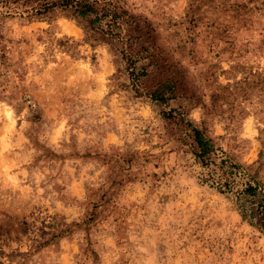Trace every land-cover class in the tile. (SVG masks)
<instances>
[{
	"label": "rangeland",
	"instance_id": "obj_1",
	"mask_svg": "<svg viewBox=\"0 0 264 264\" xmlns=\"http://www.w3.org/2000/svg\"><path fill=\"white\" fill-rule=\"evenodd\" d=\"M96 1L0 0V264H264V0Z\"/></svg>",
	"mask_w": 264,
	"mask_h": 264
},
{
	"label": "trees",
	"instance_id": "obj_2",
	"mask_svg": "<svg viewBox=\"0 0 264 264\" xmlns=\"http://www.w3.org/2000/svg\"><path fill=\"white\" fill-rule=\"evenodd\" d=\"M94 3H97L96 0H43V3H40L37 6V11L35 14H42L45 10L59 6L63 10H68L70 15L74 18H87L91 16L90 23L100 22L109 17L107 23L109 21L115 20L116 13L111 11L108 7H106V3L103 4L100 8L95 7ZM106 23V24H107ZM91 30H94L91 28ZM94 36V34H91ZM192 153L195 159L201 162L203 165L213 164V159L215 155V146L211 140V138L206 137L203 131L197 127H192ZM221 163H224V159H222ZM230 168H236L235 164L230 163ZM213 184L215 182L216 186L219 189L222 187H226L228 184L227 179L222 181L221 178H218L216 181H212ZM246 193L250 195H254L256 191V187L252 185H247L244 190Z\"/></svg>",
	"mask_w": 264,
	"mask_h": 264
}]
</instances>
